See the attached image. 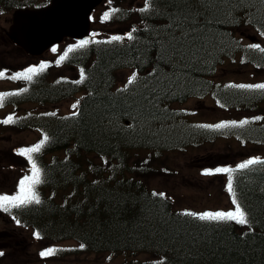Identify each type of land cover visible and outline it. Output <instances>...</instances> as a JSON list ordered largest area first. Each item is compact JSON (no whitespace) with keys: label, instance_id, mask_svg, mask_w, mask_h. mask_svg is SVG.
I'll return each instance as SVG.
<instances>
[{"label":"trees","instance_id":"16d2710c","mask_svg":"<svg viewBox=\"0 0 264 264\" xmlns=\"http://www.w3.org/2000/svg\"><path fill=\"white\" fill-rule=\"evenodd\" d=\"M0 5L15 6L12 0ZM143 5L134 8L132 17L126 14L132 39H125L123 46L91 43L69 59L90 57V65H84L89 91L71 120L58 119L51 127L45 151H55V156L41 163L42 183L50 190L73 193L75 199L64 202L62 209L77 239L95 250L127 253L119 264H264V163L239 168L232 176L248 214L249 226L242 227L187 215L195 211L176 207L143 177L160 166V158L148 169L132 161L138 148L162 152L207 136L209 129L194 122L181 104L214 89L211 76L224 55L250 51L237 38L243 25L264 34L263 3L151 0L148 10L141 11ZM124 66H133L137 79L120 93L112 84L115 71ZM43 90L47 94V84ZM237 90L232 96L223 90L215 95L223 105L246 112L262 105L264 90ZM263 129L250 121L240 133L263 140ZM139 249L150 257L135 259L132 254Z\"/></svg>","mask_w":264,"mask_h":264},{"label":"rangeland","instance_id":"374dc122","mask_svg":"<svg viewBox=\"0 0 264 264\" xmlns=\"http://www.w3.org/2000/svg\"><path fill=\"white\" fill-rule=\"evenodd\" d=\"M37 1V0H36ZM46 1V0H40ZM117 3H122L128 6V2L137 5L142 3L143 0H110ZM143 4V3H142ZM132 5V6H133ZM102 7H98L101 10ZM129 17L133 14L130 12ZM11 12L0 13V20L9 26V22L6 21L7 17H11ZM13 20V17H12ZM93 34L97 33L98 24H92ZM127 33L126 25H122L118 34L113 31L104 33V37L109 36H121L122 38ZM125 38V37H124ZM238 41L241 47L250 50L251 53L247 54L244 51H238L233 55L227 56L225 60L220 63V67L217 70L215 78L221 83L227 81L233 84H259L264 83V69L258 70L253 67L249 62H243V58L262 57L264 55V37L258 35L256 30L246 28L238 32ZM78 42L72 38H66L61 43L56 44L48 51L38 56H31L27 54L26 65L27 69L30 67L38 68L40 63H45L47 69L42 74L47 73L45 76V82L56 77L61 76L63 69L61 67H54L56 60L62 55L65 47H73ZM9 46L15 48L16 46L9 42ZM249 45H259V48H250ZM9 46H3L0 44V63L9 60L13 54L10 53ZM6 47V48H5ZM55 49V51H53ZM12 49V52H15ZM69 71L64 72L65 76H76L75 70L72 65L63 66ZM39 72V71H38ZM132 68H123L115 72L117 79V85L122 86L127 79L133 74ZM11 86L5 85L3 87ZM219 89H216L218 92ZM83 91H78L65 98L55 99L47 104L41 101L26 102L22 106V110L17 112L21 122L28 119L41 118L49 122H52L54 117H60L69 115L75 112L79 102L84 96ZM215 91H210L201 97H194L188 99L182 103L184 109H186L190 116L196 121L208 124L216 125L224 122H231L232 120L240 121L246 110L235 109H222L217 108L218 103L214 99ZM50 101V100H49ZM76 104V108L73 105ZM25 111V112H24ZM25 115V116H24ZM43 138V133L40 130L34 131L31 129H17L13 128L10 131H6L0 127V195H14L18 191V182L25 176L32 175V165L25 163L19 159L20 152L18 148H13L20 144H23L25 148L34 146L37 140ZM212 138L214 141L201 144L195 147H189L183 150H172L171 152L163 153L160 158L162 159L161 165L151 171L146 176L147 183L155 190H162L172 200L175 205L180 208L193 207L198 211L202 209H213L216 211H234L235 205L232 203L230 193L227 190L229 172H215L218 168H227L246 161L248 158H255L264 155V142L251 143L245 142L243 145L241 141H238L236 137L224 136L221 133H214ZM11 155V158H10ZM45 157V158H43ZM53 153H47L43 155L40 160L46 161L52 160ZM100 160L101 158L96 157ZM133 162H135L132 159ZM205 170H212L211 175H205ZM35 192L38 196L48 203L51 199L57 200L52 207V210L46 209L48 212L46 221L51 222V226L45 229L47 234H64L74 228L70 226L69 218L66 213L63 217H59L61 210V201L70 202L75 197L73 193L69 195L67 190L53 192L49 191L44 195L39 187H35ZM59 195H64L61 199ZM49 212H51L49 214ZM46 214V212H41ZM8 216H17L16 209L7 213ZM6 219V218H5ZM235 222V221H233ZM24 224L25 228L17 227L24 234L27 235V241L21 245L12 244L9 248L5 249V253L0 255V264H105L113 263L118 264L127 253L120 252L118 257L112 261H106V253L94 251L81 252L79 254H65L58 256L52 254L50 256H41L42 251L47 250L49 241H44L37 235L34 227ZM4 226V214L0 209V228ZM83 228H86L84 226ZM95 228L92 227L91 230ZM51 244L62 246L60 253H66L67 247L73 246L75 242L71 239L52 241ZM135 258L143 260L150 257V252L140 250L138 254L134 255Z\"/></svg>","mask_w":264,"mask_h":264},{"label":"snow or ice","instance_id":"6c2138e0","mask_svg":"<svg viewBox=\"0 0 264 264\" xmlns=\"http://www.w3.org/2000/svg\"><path fill=\"white\" fill-rule=\"evenodd\" d=\"M151 3V0H146L145 8L141 9V11L148 10V7ZM118 11L117 9H112L111 12H105L102 19L108 20L111 15ZM128 38L132 39V33H128ZM112 40H120L122 39L121 36H113L111 38ZM89 43L88 40H81L77 45L73 46L76 48H83ZM251 48H259V45H249ZM55 51V49H53ZM68 51H72V48L70 47ZM261 51H264V49H261ZM67 56V52H65L64 56L60 57V60H63ZM59 62V61H58ZM46 67L45 64H41L39 68L30 67L26 69L22 73L15 74L12 79H25V80H31L33 78V75L36 74L38 71H43ZM5 73L0 72V77L4 76ZM81 79H83V73L81 74ZM137 79V74L133 72V74L128 79V84L133 83ZM79 82V81H78ZM235 87L242 88V89H262L264 90V83L259 84H240L235 85ZM3 102V96H0V103ZM76 104L73 105V108H76ZM255 119H261L260 117H256ZM12 122V117H9L7 120L4 121V123H10ZM248 123L247 120L240 121V124H246ZM233 125H235V122H232ZM208 127V126H206ZM214 127L216 128H225L228 127V124L221 123L217 124ZM48 140L47 136H44L43 139L40 140V142L34 146L20 149L18 150L21 155H24L27 157V159L31 162L32 168V175L31 176H25L18 182V191L14 195H0V208H2L5 212L9 211V208H20L22 206L30 205L33 203L39 204L41 201L39 199L38 194L35 192V186L42 183L41 177H40V169L37 168L35 161L33 160L32 153L39 152L42 145L45 144V142ZM257 163H264V161H261L259 158H252L244 163H241L238 165L240 169L248 168L250 165L257 164ZM231 169L227 168H218L215 169V172H231ZM205 175H211L212 170H205ZM228 192L233 194V200L232 203L235 205L234 211H216V212H210L205 211L203 213H196V212H188L187 215L198 217L201 221H235L237 224L245 225L248 223V220L246 218L245 211L241 208L239 203L235 199V193L233 192V186H232V177L229 176L228 178V185H227ZM153 195H157V193H153ZM159 195H163V193H160ZM19 223V221H17ZM38 235V234H37ZM81 247H84L81 245ZM53 254V249H47L45 251H42L40 253L41 256H50ZM0 255H3L2 252H0Z\"/></svg>","mask_w":264,"mask_h":264},{"label":"water","instance_id":"95a60500","mask_svg":"<svg viewBox=\"0 0 264 264\" xmlns=\"http://www.w3.org/2000/svg\"><path fill=\"white\" fill-rule=\"evenodd\" d=\"M62 1L64 0H52L51 5L39 11L36 9L17 10L13 27L9 32L13 41L25 45L28 51L40 52L43 48L61 40L65 34L71 33L76 23L81 25L82 33L79 36L86 32L89 27V12L101 0H72L71 6L74 8L75 15H67L64 8L59 12ZM46 17L51 18L48 23L44 22ZM40 24H43V28H40Z\"/></svg>","mask_w":264,"mask_h":264},{"label":"flooded vegetation","instance_id":"af4514ba","mask_svg":"<svg viewBox=\"0 0 264 264\" xmlns=\"http://www.w3.org/2000/svg\"><path fill=\"white\" fill-rule=\"evenodd\" d=\"M2 32H3V29H2V27H1V25H0V36H2ZM0 44H2V45H4L1 41H0ZM5 65V63L4 62H1L0 63V66H4ZM0 234H7V238L8 239H15L16 238V232L13 230V229H11L10 227H7L6 225H4L2 228H0ZM3 242H7V241H3Z\"/></svg>","mask_w":264,"mask_h":264},{"label":"bare ground","instance_id":"6f19581e","mask_svg":"<svg viewBox=\"0 0 264 264\" xmlns=\"http://www.w3.org/2000/svg\"><path fill=\"white\" fill-rule=\"evenodd\" d=\"M156 136V135H155ZM70 221V220H69Z\"/></svg>","mask_w":264,"mask_h":264}]
</instances>
